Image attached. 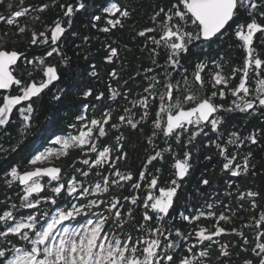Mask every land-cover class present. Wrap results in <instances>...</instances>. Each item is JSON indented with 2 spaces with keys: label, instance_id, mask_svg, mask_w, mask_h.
Wrapping results in <instances>:
<instances>
[{
  "label": "snow or ice",
  "instance_id": "1",
  "mask_svg": "<svg viewBox=\"0 0 264 264\" xmlns=\"http://www.w3.org/2000/svg\"><path fill=\"white\" fill-rule=\"evenodd\" d=\"M5 0H0L4 4ZM21 5L19 10L10 14L0 15V23L17 28L19 34H24L29 29L26 26H20L19 18L29 15L31 11L43 13L48 9V5L37 6L35 8L24 7V0H19ZM12 9V4L6 5ZM64 16L68 18L67 27H71L75 12L83 11L86 5L80 2L77 5H61ZM243 10L251 17L250 22L237 23L232 27L235 38L240 42V48L245 53L243 65L234 67L229 75L223 72V66L215 64L216 71L211 72L208 77V83L213 89L210 95H197L192 90L191 85L198 89L205 87V69L207 63L200 62L194 66L191 73V84L188 75H183L182 80L173 81L172 72L179 70L182 65L181 57L190 54V47L197 42H211L219 39L226 34L230 23ZM104 11L110 17L107 24L99 30L109 32L117 26L123 27L122 19L129 17V12L121 7L117 2H112L110 6L104 8ZM161 14L164 20L159 22V38L149 36V33L156 32V28H147L139 32V36L147 39L155 46L151 50L153 53V63H156L155 57L160 55L157 50L163 48L168 53L166 58L167 69L163 81L155 76L151 77V83L144 89L148 95L139 100H130L132 107H124V115L118 117L119 123H111L112 112L102 111L100 118L89 119L87 106L83 112L76 118L77 123L70 125L75 129V134L69 132L66 136L51 139L52 145H58V148L47 147L40 151L33 149L34 155L29 159V170L21 171L18 166H14L8 172L10 179L6 183L11 186L18 183L22 187L20 194L19 208L34 210L27 215L20 216L14 214L17 205L13 203L10 210L0 214V264H207L211 244H218L217 240L222 234H235L240 236L243 244L249 243L244 237V233L233 228L229 233L220 222H230L231 217L221 212L217 215L212 209L213 203L206 205L208 211L199 210L192 216L180 213L182 220L189 224L196 223L202 218L213 219L215 223L209 227L197 226L187 234L179 229H170L165 227L166 218L169 216L170 209L173 207L174 199L181 187V181L189 175L192 167L190 160L191 154L185 153L183 159H176L173 165V178L166 181L167 186H160L159 175H152L147 181L146 196L141 201L139 196H125L124 201L131 205L139 206L144 209L141 214V222L137 225H131L135 219L131 209L126 213V219L123 218V204L119 197H108L113 186L123 189L127 184L134 190L141 189L142 181L146 179L147 167L134 179L131 172H122L117 164L127 158V153L123 151V145L120 141L123 135L116 136L117 148L119 153L115 157L112 155V147H105L100 144V140L109 134L110 129L119 132L122 126L127 125L133 130L139 128L141 123H146L149 116L150 105L154 106V120L152 122V136L148 138V144L152 146L154 154L147 158L146 165H151L153 161L163 162V152H171V146L162 151H156L154 143L155 138L162 134L167 139L175 140L180 143L181 136L188 132L189 143L195 136L200 135L205 127H210L213 132H220L224 120L217 113L239 111L241 113L257 111L264 109V59H262L254 47V44H264V0H176V3L165 10L160 8L152 17L154 23ZM34 20H40V16H34ZM94 20L99 21L101 17L96 15ZM96 25L94 24L93 27ZM61 19L54 20L52 25L48 26L44 32L37 34L32 31L30 43L37 45H47L49 50L47 57L54 54L62 56L58 43L61 37L67 31ZM191 27V30L189 28ZM257 34H260L257 37ZM23 53L16 50H5L0 48V90L10 93L13 86L21 94L3 96L0 104V127L9 123L14 109L22 105L25 101H30L33 97H38L45 89L49 88L54 82L61 79L57 67L52 64H46L45 58H36L27 60L28 64L39 67L44 79L31 81L25 84L22 80L13 75V66L21 59ZM117 56L115 49L110 50L109 63L111 58ZM62 64L67 66V58L62 60ZM89 72L90 76L95 77L97 72ZM152 71V69H148ZM187 69L184 72L187 73ZM239 74V82L235 87H229L231 81ZM114 78H119L116 72H112ZM253 78L255 87H250L249 81ZM181 83L184 87L181 88ZM157 85H162L163 91H154ZM110 99L115 101L118 97L128 100L126 93L112 88ZM182 93V95H181ZM233 99L230 104H218L216 100H225L228 95ZM92 96V91L84 93V98ZM104 94L100 93L95 97L96 100H102ZM55 99L59 100L57 95ZM143 109V115L137 120L133 114V108ZM22 121L23 128L27 130L31 127L33 106L29 103L26 106L17 109ZM249 140L252 144L258 143L257 135L251 134L242 138L240 133L233 131L226 141V145L217 142L215 147L219 154L223 156L224 163L222 170L230 172L232 176H240L242 172L247 174L249 171V158L251 153L245 157L242 164H237V154L230 153L228 146L239 148L243 140ZM15 150V148L13 149ZM79 151L88 156L94 153L95 156L90 159L80 161L88 165V170L76 169L81 177L87 178L90 175L100 177L99 181L85 183L73 176L70 180L62 178L61 167L55 166V161L69 156L70 152ZM211 159V157H208ZM73 167H75L73 165ZM96 172L92 173L91 169ZM101 169H111L109 174H105ZM160 172V169H156ZM204 185L209 181L204 179ZM48 194L44 197L41 193ZM159 194L156 195L155 193ZM260 194L253 191H247L238 196L239 200L249 198L251 209L257 207L255 198ZM71 198V199H69ZM66 201L65 206L59 207L58 200ZM84 201V203H81ZM138 201L140 203L138 204ZM51 205L50 208H41V205ZM229 209V205H225ZM80 217H91L84 220L83 223L76 226H70L71 222ZM130 225V230L125 229V225ZM264 212H261L259 219L254 224H246L242 227L255 228L254 233L255 246L252 253L257 257L256 264H264ZM214 229V230H212ZM133 232L139 233L134 235ZM173 235L180 240L188 241L190 238L194 242L186 246L180 245L174 240ZM15 238V239H10ZM205 242H210L206 244ZM178 249H183L184 254L180 255ZM248 251L247 248L243 249ZM219 251L222 256H230L228 245L220 244ZM245 264H253L251 260H246Z\"/></svg>",
  "mask_w": 264,
  "mask_h": 264
},
{
  "label": "trees",
  "instance_id": "2",
  "mask_svg": "<svg viewBox=\"0 0 264 264\" xmlns=\"http://www.w3.org/2000/svg\"><path fill=\"white\" fill-rule=\"evenodd\" d=\"M70 0H24V7L35 8L47 4L49 7L43 13L31 11L29 15L19 18L20 26H26L29 31L24 34H19L14 26H8L0 23V48L5 50H16L23 53L19 65L15 68V75L25 84L31 81L44 79L39 67L28 64L27 60L36 58H45L46 64H52L57 67L61 79L58 83L51 86L41 96L32 100L30 104L33 106L31 127L27 130L23 128V121L16 110L13 117L4 127H0V214L6 210H10V206L15 203L17 210L14 214L19 218L27 215V210L19 208L20 194L22 187L18 183H13L9 186L6 183L10 179L8 172L12 167L18 166L21 171L29 170V159L34 155L33 149L40 151L47 147L58 148V145L49 143L51 139L66 136L69 132L75 134V129L70 125L77 123V117L83 112L85 106L88 108L87 115L89 119L100 118L102 111L112 112L111 123H119L118 117L124 115V107H132L130 100H139L143 96L148 95L144 91L152 82L151 77L163 81L165 79V71L167 69L166 58L168 53L165 49H157L160 55L155 57L156 63H153L152 49L155 47L147 37L139 36V32L147 28H156V32L149 33V36H157L159 38L160 28L159 22L164 20L163 14L157 17V22L154 23L152 17L159 11L160 8L168 10L176 0H83L86 9L75 12L71 18V27H67L68 18L64 16L61 5H68ZM112 2H117L121 7L129 12V17L122 19L123 27L117 26L105 33L99 29L107 24L108 19L118 17H110L104 11V8L110 6ZM259 2V0H257ZM12 4V9L6 7L7 4ZM78 6V5H77ZM21 5L19 0H5L4 4H0V15H9L10 11L19 10ZM40 16V20H34V16ZM99 15L101 19L96 21L94 16ZM61 19L67 27L64 37L59 42L58 46L62 56L53 55L47 57L46 52L49 50L47 45L38 43L32 45L30 43L32 31L37 34L44 32L46 28L52 25L54 20ZM260 23L264 20L259 19ZM251 17L246 11L240 10L239 14L230 24L225 35L219 39H214L211 42H197L200 47L192 45L190 54H185L181 57L180 63L182 67L172 72L173 81L182 80L183 75H188L189 83L191 84V73L194 71V66L197 63L205 62L208 67L205 69V87L198 89L195 85H191L192 90L197 95H210L213 90L208 83V77L211 72L216 71L214 65L219 63L223 66L225 75H229L234 67L243 65L245 53L240 48V42L235 38L232 32V27L237 23L250 22ZM96 25L93 27V25ZM191 30V27L189 28ZM260 34H257L259 37ZM262 59H264V44H254ZM115 49L117 56L111 58L109 63L110 50ZM67 58V66L62 64V60ZM97 72L95 77L90 76L89 72L93 70ZM187 69V73L184 69ZM152 69V71H148ZM116 72L119 77L114 78L111 73ZM240 75L237 74L229 87H235L239 82ZM250 87H255V81L250 78ZM109 85L112 88L120 90L121 93H126L128 100L118 97L113 101L110 99L111 92ZM184 85L181 83V88ZM91 90L92 96L84 98V93ZM154 91H163L162 85H157ZM100 93L104 94L102 100H96L95 97ZM21 94L16 86L13 87L12 95ZM5 93L0 92V104ZM59 95L60 99L55 97ZM182 95V93H181ZM233 97L229 94L225 100H216L218 104L229 105ZM25 104L24 106H26ZM23 107V106H22ZM133 114L137 120L143 115V109L133 108ZM154 106L150 105L149 116L146 123H141L136 130L131 129L127 125L122 126L117 132L110 129L108 136L100 140V144L105 147H112V155L115 157L119 153L116 151L117 141L116 136L123 135L120 143L123 145V151L127 153V158L118 162L117 167L122 172H131L134 179L138 178V174L147 167L146 179L141 183L140 190H134L127 184L123 189L113 186L105 199L108 197H119L123 204V218L129 209L132 210L135 219L131 221V225H137L141 222V214L144 211L142 207L131 205L130 202L124 201L125 196H139L142 201L146 196L147 181L152 175H159L160 186H167L166 181L173 178V165L176 159H183L184 154L190 153L192 165L189 175L181 181V187L174 199V205L169 212L172 218H166L165 227L170 229H179L187 234L188 231L196 229L197 226H205L211 229L215 223L213 219H204L189 224L180 217V213L192 216L199 210L208 211L206 205L213 203L215 207L212 209L217 215L221 212L231 217L230 222H220V226L224 227L229 233L233 228H236L244 233L249 241L247 245L243 244L240 236L235 234H222L217 238L218 244H211L207 249L209 258L207 264H245L246 260H251L256 264L257 257L252 253V248L255 246L254 233L255 228L242 227L246 224H254L259 219L261 212H264V109L257 111L256 114L251 112L241 113L239 111L220 112L217 113L224 120L221 125L220 132H213L210 127H205L200 135L195 136L189 143V133H184L180 138V143L175 140L165 139L162 134L158 135L154 143L157 146L156 151H162L171 146V152H163L164 160L153 161L151 165H146L147 158L154 154L153 148L148 144V138L152 136V122L154 120ZM236 131L240 133L242 138L251 134H256L258 143L252 144L249 140H243V144L239 148L228 146L230 153L237 154V164H242L248 153H251L249 158V171L247 174L240 176H232L230 172L222 170L224 161L223 156L217 151L215 144L217 142L226 145V141L230 133ZM15 148V150H13ZM94 153L88 156L83 155L79 151L70 152L69 156L62 157L55 161V166L61 167L62 178L70 180L75 176L78 180L85 183L99 181L101 178L90 175L87 178L81 177L76 169L88 170V165L82 164L83 159L94 157ZM211 157V159H208ZM73 165L75 167H73ZM159 168L160 172L156 169ZM105 174H109L111 169H101ZM92 173L96 169H91ZM207 179L208 185H204L202 181ZM247 191L257 192L260 195L255 198L257 207L251 209L249 198L239 200L238 196ZM48 194L41 193L44 197ZM156 195L159 193L156 192ZM71 199V198H69ZM84 203V201H81ZM140 201H138V204ZM66 201L58 200L59 207L65 206ZM229 205V209L225 208ZM51 205H41V208H50ZM91 217H80L76 221L71 222L70 226L81 224L85 219ZM125 229L130 230V225L126 224ZM214 230V229H212ZM264 230V226H262ZM134 235L139 233L133 232ZM174 240H177L180 245L186 246L194 242L191 238L188 241L180 240L173 235ZM15 239V238H10ZM261 242H264L262 239ZM206 244L210 242H205ZM228 245L230 256H222L219 251V245ZM247 248L248 251L243 249ZM180 255L184 254L183 249H178Z\"/></svg>",
  "mask_w": 264,
  "mask_h": 264
},
{
  "label": "water",
  "instance_id": "3",
  "mask_svg": "<svg viewBox=\"0 0 264 264\" xmlns=\"http://www.w3.org/2000/svg\"><path fill=\"white\" fill-rule=\"evenodd\" d=\"M80 2H83V0H70L69 3H68V5H78ZM231 23H232V22H231ZM231 23H230V24H231ZM64 35H65V34H64ZM64 35L61 37V40H62V38L64 37ZM61 40H60V41H61ZM58 44H59V43H58ZM21 58H22V56H21ZM20 61H21V60H19V61L17 62V64L13 66V69H14V70H13V75H14V76H16L15 73H14V72H15V68L19 65ZM16 77H17V76H16ZM58 81H59V80H58ZM58 81H56V82H54L52 85H50L49 88H50L51 86H53L55 83H58ZM13 87H14V86H13ZM49 88L45 89V90H44L39 96H41V95H42L44 92H46ZM12 90H13V88L11 89L10 93H8V92H4L3 90H0V92L5 93V95H6V94H11V95H12ZM39 96H38V97H39ZM36 98H37V97H33L30 101H25V102H23L22 105H18V106H17V109H18L19 107L24 106L25 104H29L32 100H34V99H36ZM17 109H14V110H13L12 115H11L10 120H9V123H10L12 117H13L14 111H16ZM7 125H8V124H7ZM185 178H186V177H185ZM173 205H174V203H173ZM170 210H171V209H170Z\"/></svg>",
  "mask_w": 264,
  "mask_h": 264
}]
</instances>
